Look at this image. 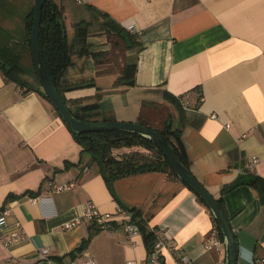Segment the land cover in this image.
<instances>
[{
  "label": "crops",
  "instance_id": "obj_1",
  "mask_svg": "<svg viewBox=\"0 0 264 264\" xmlns=\"http://www.w3.org/2000/svg\"><path fill=\"white\" fill-rule=\"evenodd\" d=\"M54 1L63 7L73 58L63 79H94L92 86L64 91L72 109L97 101L98 120L136 122L144 101L167 106L191 172L222 200L238 264L264 258V0ZM34 5L0 0V28L25 40V16ZM88 5L97 8L96 19ZM81 20L92 22L77 36ZM109 30L128 34L130 47L120 51L122 60L97 63L91 52L111 49ZM127 63L135 65L134 84H117ZM27 80L37 85L33 76ZM81 149L46 97L8 81L0 70V214L8 211L5 233L17 223L25 230V238L9 247L0 243V264H39L44 246L62 261L90 256L97 264L144 263L150 251L143 233L124 229L132 213L119 214V205L140 212L138 226L163 241L166 264H181L182 252L191 264H226L225 239L212 212L185 183L159 171L131 174L113 182L114 196L95 167L77 164ZM252 157L259 159L254 172L234 185ZM66 182L74 186L52 190ZM89 203L113 218L77 250L97 223L64 224Z\"/></svg>",
  "mask_w": 264,
  "mask_h": 264
},
{
  "label": "trees",
  "instance_id": "obj_2",
  "mask_svg": "<svg viewBox=\"0 0 264 264\" xmlns=\"http://www.w3.org/2000/svg\"><path fill=\"white\" fill-rule=\"evenodd\" d=\"M34 9L35 5L25 16V40H15L9 32L0 28V70L8 81H13L27 90L38 91L48 99L38 79L32 56L31 29L33 25ZM88 10L91 14V19H96L97 8L88 5ZM63 15V7L54 0H49L44 4L40 26V43L47 69L71 112L79 119L99 121L97 118L99 109L97 101L81 104L78 112L72 109L69 101L64 96V91L68 89L94 85V79H83L80 83H69L63 79L67 70L73 65L72 53L69 47L68 34ZM91 22L92 21L86 20L77 22L75 24L77 36H82L86 33L88 31L86 26L88 27ZM107 32L114 37H120L119 39L121 40H111L112 48L108 51H92L91 55L97 63L104 62L105 60L108 62L114 61L115 57H119L118 50L123 51V49L130 47L128 34L121 32V30L115 32L109 30ZM28 61L30 62L29 64ZM134 66V64H125L122 68L121 75L117 79V84H134V71L131 70ZM24 74L33 76L35 84L37 85L31 86L29 81L23 78ZM98 97H100V94L97 98ZM56 112L58 113L57 109ZM136 122L153 128L165 135L173 145L179 159L190 169L188 160L175 142V137L179 135V132L173 128L171 113L167 106L159 102L144 101L141 105ZM70 131L82 147L80 159L77 164H83V166L86 167H95L97 172L104 178L109 190L114 196L115 194L112 188L113 182L131 174L159 171L167 173L168 176L173 179L181 180L176 175L164 153L145 136L124 131L84 133H77L71 129ZM122 147L130 149L122 153H115V149ZM68 165L71 164L67 163V166ZM251 173L252 172L247 171L245 175L241 176L234 183V185L243 183L244 177L251 176ZM36 193L37 192H29L31 196H36ZM197 196L202 203L207 205L199 195ZM14 198V195L8 196L1 209L4 210L6 203ZM218 202L222 208H224L222 200L218 199ZM121 207L132 213L131 220L133 223L140 225L137 221V217L140 214L139 211L125 206ZM215 222L220 234L224 238L216 219ZM111 226L118 227L119 224L117 222H112ZM139 228L143 233L145 243L150 251L156 243L157 236L154 232L147 231L142 226H139ZM102 229L104 228L101 225L92 224L89 235L82 241L77 250L87 246L93 235ZM56 258L62 260V258Z\"/></svg>",
  "mask_w": 264,
  "mask_h": 264
},
{
  "label": "water",
  "instance_id": "obj_3",
  "mask_svg": "<svg viewBox=\"0 0 264 264\" xmlns=\"http://www.w3.org/2000/svg\"><path fill=\"white\" fill-rule=\"evenodd\" d=\"M49 0H35L34 18L31 29V48L34 66L43 91L49 101L57 109L59 115L66 125L77 133L124 131L136 133L149 138L168 158L176 175L185 182L197 195H199L217 220L226 244V264H238L239 251L236 243V235L232 229L231 222L225 210L219 204L218 199L213 196L191 170L179 159L173 145L165 135L146 125L117 120L88 121L77 118L63 99L58 87L51 78L47 69L43 50L40 43V26L44 4Z\"/></svg>",
  "mask_w": 264,
  "mask_h": 264
},
{
  "label": "built area",
  "instance_id": "obj_4",
  "mask_svg": "<svg viewBox=\"0 0 264 264\" xmlns=\"http://www.w3.org/2000/svg\"><path fill=\"white\" fill-rule=\"evenodd\" d=\"M77 1L82 2V0ZM258 161V157H252L247 164V171L254 172ZM73 186V182L53 184L52 190L56 193H59L61 191L70 190ZM34 200H36V198ZM117 210L119 214H127V211L120 205L117 206ZM7 212L8 211L5 210L0 214V243L5 247H9L13 243L25 238V230L20 223H17L10 232H4V228L7 225ZM112 218L113 215L111 213H102L94 204L89 203L79 216L65 223L64 227L72 228L81 224L82 222L95 221L103 228H108L110 227V220ZM124 229L129 234H136L140 231L139 226L133 222L125 223ZM163 245V241L155 243L154 247L149 252V256L146 262L141 263L136 260H129L126 264H166L161 255ZM179 258L181 264H191V257L187 253H180ZM37 259L39 261V264H97L96 261L90 256H86L81 261L58 260L51 254L50 248L46 246L38 249ZM254 264H264V258L256 260Z\"/></svg>",
  "mask_w": 264,
  "mask_h": 264
},
{
  "label": "rangeland",
  "instance_id": "obj_5",
  "mask_svg": "<svg viewBox=\"0 0 264 264\" xmlns=\"http://www.w3.org/2000/svg\"><path fill=\"white\" fill-rule=\"evenodd\" d=\"M107 35V34H106ZM111 40H118V38L117 37H114L113 35H107V41L109 42V43H111V48H112V41ZM119 51V56H121V60H122V54L120 55V51L121 50H118ZM30 62L28 61V64H29ZM23 78H29V75H26V74H24L23 75Z\"/></svg>",
  "mask_w": 264,
  "mask_h": 264
}]
</instances>
